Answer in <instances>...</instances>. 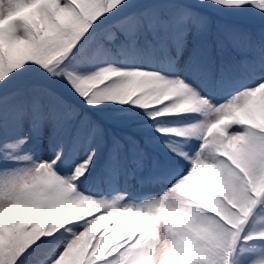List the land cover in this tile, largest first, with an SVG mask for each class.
Here are the masks:
<instances>
[{
  "label": "snow or ice",
  "instance_id": "1",
  "mask_svg": "<svg viewBox=\"0 0 264 264\" xmlns=\"http://www.w3.org/2000/svg\"><path fill=\"white\" fill-rule=\"evenodd\" d=\"M0 22V264H233L264 248V0H8ZM114 105L143 110L169 160L148 124L107 130L91 111ZM129 165L151 169L152 198L126 199Z\"/></svg>",
  "mask_w": 264,
  "mask_h": 264
},
{
  "label": "rangeland",
  "instance_id": "2",
  "mask_svg": "<svg viewBox=\"0 0 264 264\" xmlns=\"http://www.w3.org/2000/svg\"><path fill=\"white\" fill-rule=\"evenodd\" d=\"M0 12L6 14L8 0H0ZM225 15H227L225 13ZM28 29L24 26V22L17 20L15 21V35L20 37H26ZM73 103H77L78 106L83 111H89L87 105L80 100L79 97L72 96L70 97ZM119 107L128 108V109H118ZM95 117L100 120V122L105 126L107 130H114V127L110 123L119 124L121 126H129L134 127L138 123L135 120L145 119L147 116L145 115L143 110L131 109L130 106H120L114 105L109 107H101L97 109L91 110ZM99 164V162H98ZM97 164V166H98ZM92 182L90 181L87 187H90ZM20 215L21 213H15ZM58 213H53V215H57ZM130 218V217H129ZM115 219H108L106 224L109 222L114 223ZM111 223L108 225L109 227H115V225ZM106 227V226H105ZM105 227L103 229L100 228V225L97 226V235H100L104 232ZM116 228V227H115ZM264 258V248L257 247L255 245H244L242 244L241 249H238L231 260L233 264H252L253 261Z\"/></svg>",
  "mask_w": 264,
  "mask_h": 264
},
{
  "label": "trees",
  "instance_id": "3",
  "mask_svg": "<svg viewBox=\"0 0 264 264\" xmlns=\"http://www.w3.org/2000/svg\"><path fill=\"white\" fill-rule=\"evenodd\" d=\"M116 60H118L119 62L118 63H121V60L119 58H117Z\"/></svg>",
  "mask_w": 264,
  "mask_h": 264
},
{
  "label": "clouds",
  "instance_id": "4",
  "mask_svg": "<svg viewBox=\"0 0 264 264\" xmlns=\"http://www.w3.org/2000/svg\"><path fill=\"white\" fill-rule=\"evenodd\" d=\"M3 22H0V24H2Z\"/></svg>",
  "mask_w": 264,
  "mask_h": 264
}]
</instances>
